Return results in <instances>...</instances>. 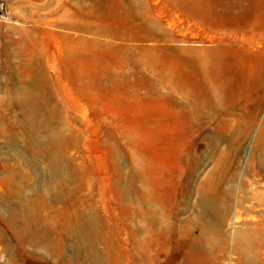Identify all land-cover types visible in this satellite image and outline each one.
Wrapping results in <instances>:
<instances>
[{"label": "rangeland", "instance_id": "obj_1", "mask_svg": "<svg viewBox=\"0 0 264 264\" xmlns=\"http://www.w3.org/2000/svg\"><path fill=\"white\" fill-rule=\"evenodd\" d=\"M0 264H264V0H0Z\"/></svg>", "mask_w": 264, "mask_h": 264}]
</instances>
